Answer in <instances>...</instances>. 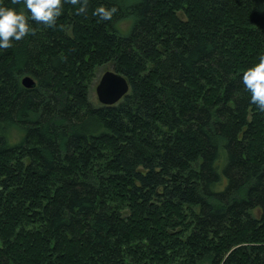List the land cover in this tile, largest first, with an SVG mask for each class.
<instances>
[{
  "label": "trees",
  "instance_id": "1",
  "mask_svg": "<svg viewBox=\"0 0 264 264\" xmlns=\"http://www.w3.org/2000/svg\"><path fill=\"white\" fill-rule=\"evenodd\" d=\"M29 23L0 48V264H264V111L242 80L264 0H62ZM108 64L130 91L95 105Z\"/></svg>",
  "mask_w": 264,
  "mask_h": 264
},
{
  "label": "clouds",
  "instance_id": "2",
  "mask_svg": "<svg viewBox=\"0 0 264 264\" xmlns=\"http://www.w3.org/2000/svg\"><path fill=\"white\" fill-rule=\"evenodd\" d=\"M24 4L30 14L0 4V48H8L13 40H19L30 33L33 30L30 20L52 25L62 12V0H24ZM96 14L108 19L111 10L99 6ZM242 80L246 89L251 92L252 102L264 111V55L260 56L258 63L244 71Z\"/></svg>",
  "mask_w": 264,
  "mask_h": 264
},
{
  "label": "water",
  "instance_id": "3",
  "mask_svg": "<svg viewBox=\"0 0 264 264\" xmlns=\"http://www.w3.org/2000/svg\"><path fill=\"white\" fill-rule=\"evenodd\" d=\"M22 83L28 89L36 87V82L31 77H25ZM129 91L130 85L128 80L114 70L106 71L96 86L97 98L102 106L116 105Z\"/></svg>",
  "mask_w": 264,
  "mask_h": 264
},
{
  "label": "rangeland",
  "instance_id": "4",
  "mask_svg": "<svg viewBox=\"0 0 264 264\" xmlns=\"http://www.w3.org/2000/svg\"><path fill=\"white\" fill-rule=\"evenodd\" d=\"M110 70H114V66L113 64H108L106 66H104L103 68H101L98 71V78L95 79L94 83L92 84L91 88H90V101L95 104V105H99V101L97 98V94H96V86L101 78V76L106 72V71H110Z\"/></svg>",
  "mask_w": 264,
  "mask_h": 264
},
{
  "label": "bare ground",
  "instance_id": "5",
  "mask_svg": "<svg viewBox=\"0 0 264 264\" xmlns=\"http://www.w3.org/2000/svg\"><path fill=\"white\" fill-rule=\"evenodd\" d=\"M26 77H31V76H26ZM24 78H25V77H24ZM24 78H23V79H24ZM31 78H32V77H31ZM33 79H34V78H33ZM34 80H35V79H34ZM35 82H36V81H35Z\"/></svg>",
  "mask_w": 264,
  "mask_h": 264
}]
</instances>
